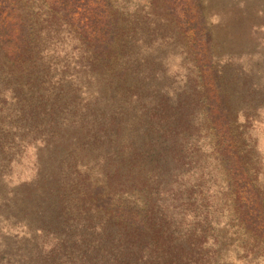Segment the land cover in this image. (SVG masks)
Segmentation results:
<instances>
[{
    "label": "rangeland",
    "instance_id": "374dc122",
    "mask_svg": "<svg viewBox=\"0 0 264 264\" xmlns=\"http://www.w3.org/2000/svg\"><path fill=\"white\" fill-rule=\"evenodd\" d=\"M196 1L112 0L139 39L110 65L34 9L22 58L0 48V264H264L203 86L218 77L264 215V0Z\"/></svg>",
    "mask_w": 264,
    "mask_h": 264
},
{
    "label": "trees",
    "instance_id": "16d2710c",
    "mask_svg": "<svg viewBox=\"0 0 264 264\" xmlns=\"http://www.w3.org/2000/svg\"><path fill=\"white\" fill-rule=\"evenodd\" d=\"M164 1L177 18L182 13H189L190 7L198 9L196 0ZM181 4L186 7L178 9ZM32 9L36 17L34 25L39 21L44 23L41 30L45 29L47 35H55L61 29L72 31L73 37L84 46L85 53L92 60L98 58L107 65L111 64L115 47L118 48L119 44L125 46L139 39L134 38L135 27L132 22L126 28H120L113 13L112 0H0V48L14 60L22 58L25 53L28 43L25 15ZM203 86L208 104L206 115L217 138V151L231 180L236 184L235 202L242 208V217L248 226L255 233H260L264 229L263 209L259 205L258 193L253 189V182L249 180L247 157L238 149L239 139L233 133L231 110L220 92L218 77L214 76ZM178 140L182 139L176 137L175 142ZM177 145L179 148L183 146L181 142H177ZM137 149L143 150V142ZM144 153L140 152L139 155ZM246 186L249 190L243 191Z\"/></svg>",
    "mask_w": 264,
    "mask_h": 264
}]
</instances>
